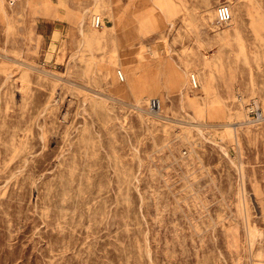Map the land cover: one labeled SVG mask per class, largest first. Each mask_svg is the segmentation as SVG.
Masks as SVG:
<instances>
[{
	"label": "rangeland",
	"instance_id": "rangeland-1",
	"mask_svg": "<svg viewBox=\"0 0 264 264\" xmlns=\"http://www.w3.org/2000/svg\"><path fill=\"white\" fill-rule=\"evenodd\" d=\"M5 9L0 264H264V0Z\"/></svg>",
	"mask_w": 264,
	"mask_h": 264
},
{
	"label": "built area",
	"instance_id": "built-area-1",
	"mask_svg": "<svg viewBox=\"0 0 264 264\" xmlns=\"http://www.w3.org/2000/svg\"><path fill=\"white\" fill-rule=\"evenodd\" d=\"M21 1L22 0H4L5 5L8 8H12V7L16 6ZM217 18H218V22L220 24H227L228 22H230L232 20L231 9L226 5L220 6L217 10ZM101 22L102 21L99 18L96 20V28L101 27ZM118 74L120 75L119 77L123 80L122 74H120V72ZM192 83L195 87H197V78L195 76H192ZM159 109H160V104H159L158 100H153L151 102V110L157 111Z\"/></svg>",
	"mask_w": 264,
	"mask_h": 264
},
{
	"label": "bare ground",
	"instance_id": "bare-ground-1",
	"mask_svg": "<svg viewBox=\"0 0 264 264\" xmlns=\"http://www.w3.org/2000/svg\"><path fill=\"white\" fill-rule=\"evenodd\" d=\"M3 2H4V0H0V19L1 20H3V21H5L6 20V18L8 17V15H7V12H6V9H5V5L3 4ZM27 2H28V5H31V4H33L34 2H35V0H27ZM5 3V2H4ZM19 5V3L16 5V6H14V7H12V8H10L11 10L12 9H15V8H17V6ZM22 13L21 12H19V13H15V15H16V17L19 19L22 15H21ZM101 19V14H92L91 15V23H93V26H96V20L97 19ZM101 24L103 25V20L101 19ZM94 30V29H93ZM120 74H122V78H123V80L125 81V76H124V74H123V72L122 71H120ZM119 75V74H118ZM120 76V75H119ZM235 130V129H234Z\"/></svg>",
	"mask_w": 264,
	"mask_h": 264
},
{
	"label": "water",
	"instance_id": "water-1",
	"mask_svg": "<svg viewBox=\"0 0 264 264\" xmlns=\"http://www.w3.org/2000/svg\"><path fill=\"white\" fill-rule=\"evenodd\" d=\"M55 47V43L52 44L50 52H48V54L46 55V61L47 62H52L53 58H54V54H53V49Z\"/></svg>",
	"mask_w": 264,
	"mask_h": 264
}]
</instances>
